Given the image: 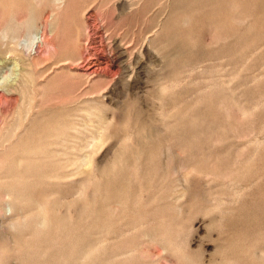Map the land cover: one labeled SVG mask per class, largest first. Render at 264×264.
<instances>
[{
    "label": "rangeland",
    "instance_id": "1",
    "mask_svg": "<svg viewBox=\"0 0 264 264\" xmlns=\"http://www.w3.org/2000/svg\"><path fill=\"white\" fill-rule=\"evenodd\" d=\"M30 7L53 48L36 63L35 129L78 124L66 145L91 164L33 186L54 217L46 239L7 229L29 204L1 210L0 246L20 245L0 264H68L69 251L82 262L96 218L111 235L91 264H264V0H3L0 38L8 9L23 21Z\"/></svg>",
    "mask_w": 264,
    "mask_h": 264
},
{
    "label": "bare ground",
    "instance_id": "2",
    "mask_svg": "<svg viewBox=\"0 0 264 264\" xmlns=\"http://www.w3.org/2000/svg\"><path fill=\"white\" fill-rule=\"evenodd\" d=\"M191 1L197 3L198 7L201 8L206 4L212 3L214 0ZM0 2L2 3L3 0H0ZM32 8L33 7L29 8V16L23 21L17 19V15L12 8L8 9V11L11 10L8 18L3 15L4 26L1 30L0 38V214L1 210L5 211L7 206L9 207L10 201L11 206L9 210L12 214L17 212L23 205L29 204L30 208H28V214L18 216V213V217L15 219L13 218L8 223L7 229L11 232H15L18 235L17 237L27 232H32L38 237V240H40L44 237L45 239L47 238L52 228L55 227V223L52 220L54 219V217H52L53 215L48 213L49 204H41L35 199L36 196L33 186L36 183L45 186L51 182L52 178H65L66 174L63 173V171L70 167L76 168L78 170L77 172H79L80 168L84 169L85 167H90L91 159L89 155L84 157L81 156V146L79 143L73 144L71 152H69V145H66L70 142L69 138H75L71 135V132H74L75 135L78 133V124L72 125L63 121L59 123L55 129L52 127L51 131H49V129H47V123L43 122L39 129H35L37 124L35 120V115L37 113L36 98L38 96L36 91L38 88V79L40 77L36 70V63L39 65L43 57L50 54L52 44L49 38H46L43 30L38 29L35 33L31 31V27H33L35 23V14L32 12ZM198 22H201L200 18L195 21V23ZM23 29H27L26 38L24 40L21 38ZM9 34L11 38H6ZM181 42L183 46H185V42ZM122 49V54H128V47H123ZM67 60L68 59L65 58L61 61ZM85 70H87L86 73L90 76H94L100 71L96 67H89ZM85 171L88 172L89 175H94V170L85 169ZM90 183L89 180L85 183H81L82 186L79 189V194L84 193L91 185ZM92 187L96 186L92 185ZM99 191L100 188L95 189V192H98V194L100 193ZM42 192L43 191L40 193ZM103 193L106 194L107 192ZM113 194H118L120 199L124 201L128 198L127 193L121 190ZM82 200L80 202V209L76 213L79 220L84 216H88L91 211V205L88 204L87 199L84 198ZM75 203H78V201H67L65 204V206H67V211L62 220L63 229L73 223V219L70 215L71 208ZM96 220L99 223L92 222L88 229V232L92 234H88L90 240L85 241V246L82 249L84 253L83 261H80L78 252L73 255V253L69 251L67 255H65L69 261L68 264H91L94 261L95 253L101 248L100 243L108 241L111 235V228L108 225H101V222L97 218ZM95 229L100 231H95ZM70 231L68 230L65 232L66 236L70 234ZM95 232H99V244L94 240V236L96 235ZM153 235L144 232L141 234L140 239L145 240V238H147L149 244L157 243L158 238H155ZM8 236H6L7 239L4 241L5 243L0 246V256L5 254L6 249L13 251L14 248L12 245H20V242L17 241L14 236ZM70 245L68 244V246ZM96 246L98 247L96 248ZM165 249H167V247H165ZM129 252L130 251H127V253ZM127 253L124 252L121 256H125ZM118 255H114L111 258L117 260Z\"/></svg>",
    "mask_w": 264,
    "mask_h": 264
}]
</instances>
